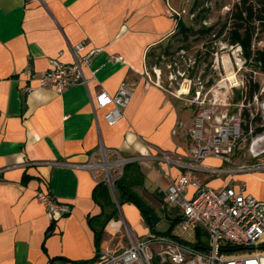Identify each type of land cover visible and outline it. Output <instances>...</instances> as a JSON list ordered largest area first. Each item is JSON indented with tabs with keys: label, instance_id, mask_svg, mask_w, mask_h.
Wrapping results in <instances>:
<instances>
[{
	"label": "crops",
	"instance_id": "1",
	"mask_svg": "<svg viewBox=\"0 0 264 264\" xmlns=\"http://www.w3.org/2000/svg\"><path fill=\"white\" fill-rule=\"evenodd\" d=\"M176 21L169 0H0V264H91L96 231L100 250L114 251L134 237L173 233L183 208L168 189L183 171L180 163L191 161L193 143L178 125L186 110L150 75L146 55L174 33ZM80 41L83 52L97 50L82 68L86 83L61 92L39 87L36 76L49 60L73 62ZM122 81L131 94L122 119L110 126L94 98L116 92ZM100 144L109 159L133 158L124 184L143 213L101 168L81 166L98 159ZM201 163L219 170L195 171L206 186L264 199V168L239 169L217 156ZM37 190L71 212L50 221ZM193 192L188 186L184 196Z\"/></svg>",
	"mask_w": 264,
	"mask_h": 264
},
{
	"label": "built area",
	"instance_id": "2",
	"mask_svg": "<svg viewBox=\"0 0 264 264\" xmlns=\"http://www.w3.org/2000/svg\"><path fill=\"white\" fill-rule=\"evenodd\" d=\"M84 48V41L73 44L74 59L71 63L51 58L48 69L36 76L38 86L61 92L67 86L86 83L82 68L89 66L97 50L83 52ZM116 59L122 57L117 56ZM217 85V88L213 84L207 90L211 93L209 100L212 105L200 108L188 129L193 143L191 161L180 163L183 171L168 189L169 199L178 202L183 208V215L175 225L173 233L134 237L121 251L106 247L96 254L91 264H264V199L231 186L211 188L203 184L195 174L199 169L219 171L202 164L203 158L217 156L229 161L235 146L241 145L254 158L264 153V129L255 132L256 125L250 120L245 132L243 124L246 121L241 112L219 116L214 114L213 107L216 102L227 103L229 90L233 87L226 83ZM201 88L203 86L195 90L194 97L200 104L205 101ZM130 94V87L122 81L116 92L102 90L95 95L94 105L105 109L103 117L108 125L113 126L122 119ZM251 102L259 105V126L264 127V100H259L257 93L251 100L245 101L243 98L238 105L240 109H246ZM253 117L251 114L250 119ZM96 154L97 160L81 166L93 170L105 169L107 182L111 186L121 175L124 165L133 159L117 156L111 162L109 151L102 144ZM163 157L169 163L175 162L168 152H163ZM112 166H122L115 178L110 173ZM260 168H264V162L239 167ZM188 186L194 188L193 195L189 198L184 196ZM36 198L44 205L50 221L65 216L72 210L68 203L55 199L46 191L37 190Z\"/></svg>",
	"mask_w": 264,
	"mask_h": 264
},
{
	"label": "rangeland",
	"instance_id": "3",
	"mask_svg": "<svg viewBox=\"0 0 264 264\" xmlns=\"http://www.w3.org/2000/svg\"><path fill=\"white\" fill-rule=\"evenodd\" d=\"M195 1L169 0L170 10L176 19H181L195 29L200 28L201 24L213 25V33L202 35L196 32L184 38L176 27L174 33L155 47V55L147 64L150 75L159 79L166 89L177 96L176 103L180 112L183 113L186 110L187 120L178 125L182 136L189 143L191 139L188 129L197 111L212 105V101L209 100L211 93L207 90L213 84L215 88L218 87V83L233 85L229 90L227 103L217 101L214 105L216 116L242 113L243 109H240L238 105L240 101H236L237 90H243L244 93L250 82L258 83L257 95L259 100H264V62L255 60L254 57L246 60L242 48L238 49L240 45L229 41L235 5L242 0H199L196 11L192 13L191 8ZM198 12L202 14V18L196 16ZM224 26H226L225 31L219 34ZM252 48L253 50L264 49V29L258 23L252 38ZM201 86H203L202 97L205 99L202 104L195 100V91H191L192 88L200 89ZM182 88L187 91H182ZM221 89L224 91L223 87ZM246 109L250 115L261 114L256 102H251ZM229 159L227 162L235 166H246L255 162H264V153L254 158L240 145L234 147ZM109 160L114 162L113 159ZM121 167L112 166L110 173L114 176L113 178L119 175ZM101 172L104 180L107 181V171L101 168ZM164 227L158 226L160 229Z\"/></svg>",
	"mask_w": 264,
	"mask_h": 264
},
{
	"label": "trees",
	"instance_id": "4",
	"mask_svg": "<svg viewBox=\"0 0 264 264\" xmlns=\"http://www.w3.org/2000/svg\"><path fill=\"white\" fill-rule=\"evenodd\" d=\"M199 4V0H196L191 8L192 13L196 11ZM196 16L202 18L201 13H197ZM233 23L229 30L230 33V43L239 44L242 48V52L246 60H251L253 57L255 60L264 62V49L262 50H253L252 48V38L255 32L256 23H258L262 29H264V0H242L240 3L235 5V10L233 12ZM176 27L178 28V32L184 38H188L190 34L200 33L202 35L213 33V25H205L201 24L200 28L195 29L193 26L185 24L181 19H177ZM225 27L219 31V34L225 31ZM155 53L153 51H148L146 57L149 62V59L153 57ZM211 81L209 82V84ZM196 89L192 88L191 91L194 92ZM259 92V86L257 82L249 83L246 87V91L243 93V90H237L236 101H240L243 98L246 100H251L254 94ZM242 114L246 119V123L243 124V129L246 132L248 127V122L251 120L253 124H256L255 132H260L264 127L259 126L260 118L258 115H255L252 119H250V114L247 109H243ZM133 162H128L124 165L122 174L115 180L114 189H120L121 192L125 195L127 200L134 202L142 211L143 209L140 204V200L137 195L131 192L126 185L124 184V171L126 167ZM144 216H146L144 214ZM102 231H96L95 234V242H96V254L100 251L99 242L101 239ZM94 259V258H93Z\"/></svg>",
	"mask_w": 264,
	"mask_h": 264
},
{
	"label": "bare ground",
	"instance_id": "5",
	"mask_svg": "<svg viewBox=\"0 0 264 264\" xmlns=\"http://www.w3.org/2000/svg\"><path fill=\"white\" fill-rule=\"evenodd\" d=\"M185 87H186V85H185ZM183 89V88H182ZM182 91H187L186 89H183ZM106 166H108V164H106Z\"/></svg>",
	"mask_w": 264,
	"mask_h": 264
},
{
	"label": "water",
	"instance_id": "6",
	"mask_svg": "<svg viewBox=\"0 0 264 264\" xmlns=\"http://www.w3.org/2000/svg\"><path fill=\"white\" fill-rule=\"evenodd\" d=\"M112 188L114 189V185L112 186Z\"/></svg>",
	"mask_w": 264,
	"mask_h": 264
}]
</instances>
